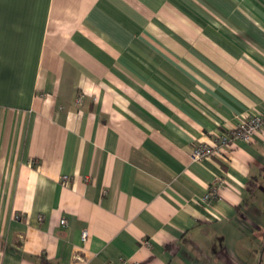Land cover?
<instances>
[{
	"label": "crops",
	"instance_id": "0c3cea01",
	"mask_svg": "<svg viewBox=\"0 0 264 264\" xmlns=\"http://www.w3.org/2000/svg\"><path fill=\"white\" fill-rule=\"evenodd\" d=\"M263 110L264 0H0V264H258Z\"/></svg>",
	"mask_w": 264,
	"mask_h": 264
},
{
	"label": "built area",
	"instance_id": "2783aa9c",
	"mask_svg": "<svg viewBox=\"0 0 264 264\" xmlns=\"http://www.w3.org/2000/svg\"><path fill=\"white\" fill-rule=\"evenodd\" d=\"M264 124V110L258 113L251 114L245 118L240 119L234 127L221 132L211 142H198L195 144L190 152V158L192 160H199L205 157L220 156L223 154V150L234 141L249 142L254 134ZM67 177H63L65 181ZM215 195V190L211 189L206 192L203 199H210ZM66 221L64 218L60 220L61 224ZM87 230H82L81 240L85 241L87 238ZM109 264H114L109 262Z\"/></svg>",
	"mask_w": 264,
	"mask_h": 264
},
{
	"label": "rangeland",
	"instance_id": "374dc122",
	"mask_svg": "<svg viewBox=\"0 0 264 264\" xmlns=\"http://www.w3.org/2000/svg\"><path fill=\"white\" fill-rule=\"evenodd\" d=\"M263 255H264V254H263ZM261 258H262V260H261ZM259 261H262L261 264H264V256H261V255H260V252L258 253V262H259Z\"/></svg>",
	"mask_w": 264,
	"mask_h": 264
},
{
	"label": "trees",
	"instance_id": "16d2710c",
	"mask_svg": "<svg viewBox=\"0 0 264 264\" xmlns=\"http://www.w3.org/2000/svg\"><path fill=\"white\" fill-rule=\"evenodd\" d=\"M253 183H254V184L251 183L249 186H250V187H251L252 185H253V186H256V182H253ZM41 261H42L43 263H45V264H48L44 258H42Z\"/></svg>",
	"mask_w": 264,
	"mask_h": 264
},
{
	"label": "water",
	"instance_id": "95a60500",
	"mask_svg": "<svg viewBox=\"0 0 264 264\" xmlns=\"http://www.w3.org/2000/svg\"><path fill=\"white\" fill-rule=\"evenodd\" d=\"M260 263V261L258 262V264Z\"/></svg>",
	"mask_w": 264,
	"mask_h": 264
}]
</instances>
